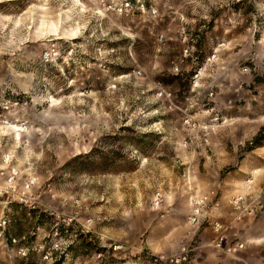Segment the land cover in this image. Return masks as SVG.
<instances>
[{
    "label": "rangeland",
    "instance_id": "1",
    "mask_svg": "<svg viewBox=\"0 0 264 264\" xmlns=\"http://www.w3.org/2000/svg\"><path fill=\"white\" fill-rule=\"evenodd\" d=\"M121 1L0 0V264H264V0Z\"/></svg>",
    "mask_w": 264,
    "mask_h": 264
},
{
    "label": "built area",
    "instance_id": "2",
    "mask_svg": "<svg viewBox=\"0 0 264 264\" xmlns=\"http://www.w3.org/2000/svg\"><path fill=\"white\" fill-rule=\"evenodd\" d=\"M134 5H136L139 9L146 10L150 15H154L158 11L156 6L148 5V3H146V0H122L118 5V10L121 12H128L133 8ZM205 199V197L201 196L194 198L193 209L188 220L192 227L200 226V223L208 216V214L206 215V211L203 208ZM240 200L241 198L235 199V206L239 205ZM210 222L212 224L213 231L216 232V237L211 241V244L227 252H233L238 248L244 246L245 243L243 241L238 240L232 242L227 239L226 235L222 232L224 228V223H222L219 219H214ZM159 257L164 258L165 255L161 254ZM187 259L188 249L187 247H185L181 251V253L176 257V262H184Z\"/></svg>",
    "mask_w": 264,
    "mask_h": 264
},
{
    "label": "crops",
    "instance_id": "3",
    "mask_svg": "<svg viewBox=\"0 0 264 264\" xmlns=\"http://www.w3.org/2000/svg\"><path fill=\"white\" fill-rule=\"evenodd\" d=\"M206 228H208V227H206ZM198 231H199V227H197V229L194 231V233L192 234L193 236L195 235V234H197L198 233ZM202 234V233H201ZM264 235V234H263ZM256 236H254V238H255ZM251 239L252 238H249V240L251 241ZM264 238H261V239H259L258 241H261V240H263ZM196 240V239H195ZM205 245H208V242L206 241H204V240H201V241H199L197 244H195V246H194V248H196V249H198V248H201V247H204ZM182 247H181V249L183 250L185 247H186V244L184 245V244H182L181 245ZM225 264H229V263H225Z\"/></svg>",
    "mask_w": 264,
    "mask_h": 264
},
{
    "label": "trees",
    "instance_id": "4",
    "mask_svg": "<svg viewBox=\"0 0 264 264\" xmlns=\"http://www.w3.org/2000/svg\"><path fill=\"white\" fill-rule=\"evenodd\" d=\"M16 236H17V233H16V234H10V235L7 237V240H8L9 242H12V238H16Z\"/></svg>",
    "mask_w": 264,
    "mask_h": 264
},
{
    "label": "bare ground",
    "instance_id": "5",
    "mask_svg": "<svg viewBox=\"0 0 264 264\" xmlns=\"http://www.w3.org/2000/svg\"><path fill=\"white\" fill-rule=\"evenodd\" d=\"M76 1V0H75ZM17 126V125H16ZM19 134V133H18Z\"/></svg>",
    "mask_w": 264,
    "mask_h": 264
}]
</instances>
